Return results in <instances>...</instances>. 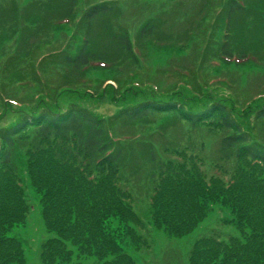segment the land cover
<instances>
[{"label": "trees", "instance_id": "obj_1", "mask_svg": "<svg viewBox=\"0 0 264 264\" xmlns=\"http://www.w3.org/2000/svg\"><path fill=\"white\" fill-rule=\"evenodd\" d=\"M254 1L203 0L198 4L199 13L205 10L206 15H214V25L224 33L216 45L220 59L239 61L241 65L253 61L234 47L239 41L232 35L237 19ZM60 2L52 3V9L68 6L67 15L77 18L72 25L83 39L74 52L47 59L84 70L112 69L126 58L138 63L133 40L124 30L109 32L108 25L102 26L101 32L118 47L112 53L99 52L91 46L95 26L100 19L108 22L109 14L117 9L116 1L82 3L80 12L74 10L78 4L81 6L80 0ZM13 3L18 13L17 2ZM31 3L40 7L51 1ZM35 17L25 24L37 26ZM55 18L54 30L69 24ZM150 20L134 36L135 43L153 37L156 23ZM129 76L128 81H133L136 74ZM115 80L121 89L124 79ZM141 86L156 95L122 106L107 116L76 102L55 108V96L51 98L47 91L38 90L35 103L21 107L14 124L0 127V264H25L24 240L10 235L14 227L25 224L31 212L25 172L31 187L41 196L42 219L48 234L41 243L42 264H140L134 252L150 248L146 239L150 230H164L178 239L189 236L216 202L233 215L228 222L235 224L240 234L226 239L216 233L200 235L187 252V263L264 264V102L253 111L257 101H264V93L238 108L253 116L252 127L246 128L230 103L211 93L214 89L210 87L182 85L160 91L156 84L143 86L134 81L128 82L125 90ZM185 91L198 97L200 104L182 99L181 92ZM114 100L124 101L116 95ZM156 116L168 118L155 125ZM172 120L185 122L190 129L207 126L218 132L215 156L206 153L202 141H154L153 136L134 129L155 126L152 129L162 137ZM121 125H130L132 131L119 132ZM253 126H259V132L256 128L253 132ZM131 145H140V151H128L133 150ZM138 159L141 162L137 167L143 163L149 173V187L143 189L147 195L145 204L139 196L142 193L135 189L138 180L125 171ZM171 255L169 260V255L164 254L163 262L183 264L181 255L175 251Z\"/></svg>", "mask_w": 264, "mask_h": 264}, {"label": "rangeland", "instance_id": "obj_2", "mask_svg": "<svg viewBox=\"0 0 264 264\" xmlns=\"http://www.w3.org/2000/svg\"><path fill=\"white\" fill-rule=\"evenodd\" d=\"M13 1L18 4V13L15 12ZM50 1L51 4L37 7L38 5L34 6L31 0H0V127L14 124L20 113L19 109L21 107L25 109L26 106L35 103L39 96L38 90L43 93L47 91L51 98L55 96V101H52L56 102L53 104L55 108L76 102L104 116L115 113L120 107L131 105L144 97L156 95L150 88L143 89L142 86L125 90L127 83L134 81H139L143 86L156 84L160 91H169L182 85L192 86L194 89L201 86L210 87L214 89L211 93L230 103L234 113L240 118L241 123L247 126L246 128L252 127L250 122L252 114L242 113L238 108L264 93V0L251 2L249 9L237 19L233 27L232 36L239 41L234 47L253 59L251 64L242 63L243 65L239 61L234 63L233 60L218 57L216 45L220 43L224 33L220 28H216V24L214 25V15L211 13L206 15L205 10L199 13L198 4L203 0H102L116 1L114 4L117 9L109 14L107 23L100 19L99 24L95 26L91 36L94 45L91 43V46L99 52L112 53L118 49L117 45H113L110 36L101 32L102 26L108 25L109 32L121 30L129 32L139 59L138 63H135L134 59L126 58L121 65L112 69L95 67L86 70L60 66L47 59L52 56L58 59L63 52H74L83 39L72 25L77 22V18L67 15L69 7L60 5L57 10L52 9L61 2L47 0ZM90 1L97 0H80L81 6L78 4L74 10L80 12L84 8L82 3L87 5L93 3ZM31 17L37 19V26L25 24ZM55 17L69 24L58 31L54 30L52 25L56 22ZM149 19L156 23L153 37L144 39L139 44L135 43L134 36ZM100 65L107 66L102 63ZM133 73L136 74L135 79L128 81L129 75ZM115 78L124 79L125 84L122 82L124 85L121 89ZM64 86L69 87L65 89ZM60 89L65 91L59 94L57 92ZM124 90L125 92H122ZM119 92L122 93L118 94ZM181 94L182 99L200 104L201 100L198 97H191L187 91ZM115 95L124 101L114 100ZM263 102L257 101L253 111ZM36 105L39 104L36 102ZM165 118L168 117L156 116L154 124ZM248 123L251 125H247ZM128 126L130 125H121L118 127L119 132H131V126ZM152 128L156 127L150 125L134 127L137 132L142 131L146 136H153L154 141H171L172 144H186L189 140L196 143L202 141L206 153L214 156L216 154L214 151L219 134L207 126L190 129L185 122L172 120L165 130L164 137L156 133L157 129ZM254 128L257 131L259 126H253V132ZM157 146L160 148L159 144ZM131 147L134 151L131 149L128 151L137 152L141 149L140 145ZM24 161L23 158L22 162ZM137 161L133 166H127L125 171L138 180L135 189L142 193L140 195L136 191L145 204L147 195L143 189L149 187L147 180L149 173L143 163L137 167L141 162L139 159ZM23 178L31 212L25 224L14 227L10 235L24 240L25 264H42L41 243L48 234L42 219L41 196L31 187L27 172L23 173ZM232 218L233 215L225 206L219 202L213 203L206 218L191 235L178 239L169 236L164 230L152 229L146 237L150 248L134 252V255L140 264H166L163 262L164 254H168L171 260V254L175 251L182 256L183 264H188L187 252L200 235L216 233L220 238L226 239L230 235L240 234L236 225L228 222Z\"/></svg>", "mask_w": 264, "mask_h": 264}]
</instances>
